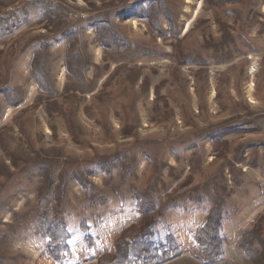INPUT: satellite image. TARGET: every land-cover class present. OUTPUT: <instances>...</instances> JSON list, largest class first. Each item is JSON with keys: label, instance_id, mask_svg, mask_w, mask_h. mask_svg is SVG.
Wrapping results in <instances>:
<instances>
[{"label": "rangeland", "instance_id": "rangeland-1", "mask_svg": "<svg viewBox=\"0 0 264 264\" xmlns=\"http://www.w3.org/2000/svg\"><path fill=\"white\" fill-rule=\"evenodd\" d=\"M135 192L161 213L158 264H249L242 236L264 239V0H0V264H112L121 232L139 246ZM213 210L207 263L195 238ZM44 215L71 236L60 262Z\"/></svg>", "mask_w": 264, "mask_h": 264}, {"label": "trees", "instance_id": "trees-1", "mask_svg": "<svg viewBox=\"0 0 264 264\" xmlns=\"http://www.w3.org/2000/svg\"><path fill=\"white\" fill-rule=\"evenodd\" d=\"M34 76L38 86L45 89L42 86V79L36 71H34ZM49 183V180H46L44 185H48ZM134 194L135 196L133 198L136 202L135 210L142 220L139 227V234L134 242L139 246L130 245L126 241L127 230H124L115 241L116 251L111 256L110 261L112 264H128L130 259L133 258L146 264L150 263V260L153 259L151 264H158L161 262L158 257L160 249L156 248V244L152 241L154 238L152 229L158 221L159 214L161 215L160 210L157 211V206H155L154 202L148 196L138 192ZM216 214V211H211L207 223L198 230L195 238L196 244L203 247V257L207 263L215 262L221 252V240L218 238L219 232L217 220H215ZM37 223L41 225V232L47 240L49 255L57 262H60L63 259V253L69 250L68 241L71 236L67 231V225L59 216L50 219L46 215L37 219ZM259 232V226L253 227L244 233L239 243V247L244 252L246 261L249 264H264V239L260 237ZM87 240H91V238L89 237ZM168 243V246L161 248L163 251L174 248L172 236L169 237ZM255 243L259 246L258 250L254 247Z\"/></svg>", "mask_w": 264, "mask_h": 264}, {"label": "bare ground", "instance_id": "bare-ground-1", "mask_svg": "<svg viewBox=\"0 0 264 264\" xmlns=\"http://www.w3.org/2000/svg\"><path fill=\"white\" fill-rule=\"evenodd\" d=\"M255 72H257L254 68H251V72H250V74H252V76H253V74H255ZM252 85H251V90H252ZM253 91V90H252Z\"/></svg>", "mask_w": 264, "mask_h": 264}]
</instances>
